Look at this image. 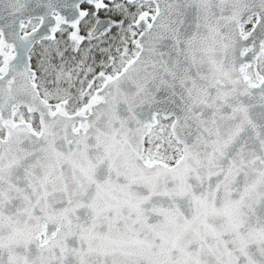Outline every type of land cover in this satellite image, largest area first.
<instances>
[{
    "label": "snow or ice",
    "instance_id": "obj_1",
    "mask_svg": "<svg viewBox=\"0 0 264 264\" xmlns=\"http://www.w3.org/2000/svg\"><path fill=\"white\" fill-rule=\"evenodd\" d=\"M0 264H264V0H0Z\"/></svg>",
    "mask_w": 264,
    "mask_h": 264
}]
</instances>
